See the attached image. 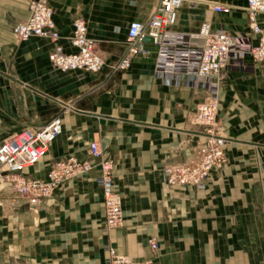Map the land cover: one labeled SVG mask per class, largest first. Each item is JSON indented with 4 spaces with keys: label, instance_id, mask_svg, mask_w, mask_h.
Listing matches in <instances>:
<instances>
[{
    "label": "crops",
    "instance_id": "0c3cea01",
    "mask_svg": "<svg viewBox=\"0 0 264 264\" xmlns=\"http://www.w3.org/2000/svg\"><path fill=\"white\" fill-rule=\"evenodd\" d=\"M60 39L19 40L13 24L29 16L30 0H0V144L56 117L63 131L44 157L23 175L45 179L53 161L89 160L92 168L66 179L32 209L0 172V264H106L111 245L128 257L158 264H264V61L250 72L231 71L219 86L218 118L227 161L204 189L171 187L163 167L179 163L202 141L191 118L205 90L167 85L155 73L158 47L119 70L133 20H147L159 0H47ZM232 6L230 13L214 10ZM246 0H183L173 30L198 34L203 23L234 33L248 31ZM86 20L105 68L81 75L49 61L59 45H72V20ZM264 28V14L258 16ZM255 39L257 37L255 36ZM99 141L114 163V188L123 200L124 224L106 229Z\"/></svg>",
    "mask_w": 264,
    "mask_h": 264
},
{
    "label": "built area",
    "instance_id": "2783aa9c",
    "mask_svg": "<svg viewBox=\"0 0 264 264\" xmlns=\"http://www.w3.org/2000/svg\"><path fill=\"white\" fill-rule=\"evenodd\" d=\"M182 3L183 0H159L147 20L131 21L126 37L127 51L116 67L125 70L134 57L146 55L148 50L144 38L149 36L158 47L155 73L162 82L207 92L191 118L192 124L202 128V141L196 145L192 156L163 167L169 186L204 189L211 173L227 161L226 138L218 118L220 82L228 72H250L264 61V28L258 22V16L264 14V0H246L248 31L234 33L223 28L214 30L210 23L205 22L196 35L172 29ZM214 10L230 13L232 6L216 4ZM72 26L71 42L76 50L66 53L56 45L49 53L52 66L81 75L102 71L107 63L97 48L96 40L88 34L86 20L81 16L75 17ZM13 32L19 40L37 36L57 42L61 37L55 27L54 10L47 0H30L29 16L14 23ZM62 131V119L56 117L40 129L22 130L0 144L2 178L20 201L32 209L44 206L45 200L54 194L63 181L92 168L89 160L70 158L53 161L45 179L23 175L26 168L36 165L44 157L50 144ZM89 155L100 159V173L96 181L104 197L106 229L122 227L123 200L114 188V163L104 156L97 140L90 143ZM149 245L152 257L144 260L123 255L109 245L105 263L158 264L155 256L159 251V242L156 238H150Z\"/></svg>",
    "mask_w": 264,
    "mask_h": 264
},
{
    "label": "water",
    "instance_id": "95a60500",
    "mask_svg": "<svg viewBox=\"0 0 264 264\" xmlns=\"http://www.w3.org/2000/svg\"><path fill=\"white\" fill-rule=\"evenodd\" d=\"M144 42H146V43H153L154 40H153V38H151V37H149V36H146V37L144 38Z\"/></svg>",
    "mask_w": 264,
    "mask_h": 264
},
{
    "label": "rangeland",
    "instance_id": "374dc122",
    "mask_svg": "<svg viewBox=\"0 0 264 264\" xmlns=\"http://www.w3.org/2000/svg\"><path fill=\"white\" fill-rule=\"evenodd\" d=\"M114 173H115V170H114Z\"/></svg>",
    "mask_w": 264,
    "mask_h": 264
}]
</instances>
